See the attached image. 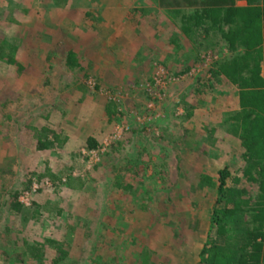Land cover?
I'll list each match as a JSON object with an SVG mask.
<instances>
[{
  "label": "rangeland",
  "instance_id": "rangeland-1",
  "mask_svg": "<svg viewBox=\"0 0 264 264\" xmlns=\"http://www.w3.org/2000/svg\"><path fill=\"white\" fill-rule=\"evenodd\" d=\"M216 3L0 0L24 65H0V264L194 262L225 167L264 264V158L246 163L240 135L264 131V0L210 27Z\"/></svg>",
  "mask_w": 264,
  "mask_h": 264
},
{
  "label": "trees",
  "instance_id": "trees-1",
  "mask_svg": "<svg viewBox=\"0 0 264 264\" xmlns=\"http://www.w3.org/2000/svg\"><path fill=\"white\" fill-rule=\"evenodd\" d=\"M137 11L145 14L144 9H138ZM203 11L204 17H207L210 22V24H208L210 27L211 25H219V18L228 23L231 22L235 24L236 8L232 5V0H230V4L225 5L216 3L215 5L206 7ZM133 13L136 14L137 12ZM84 15L89 17L90 12L84 11ZM128 15H130V13ZM132 16L135 18L134 15ZM250 22L252 21L248 20L244 24H250ZM126 26L127 25L124 24L121 26L122 31L128 30ZM202 30L203 33L207 35L210 29L206 26L203 27ZM233 30L234 29L229 32L232 33ZM17 47V42L13 37L8 34L0 33V65L16 66L15 71L21 73L24 69V65L17 61ZM74 56V52L69 50L66 59L70 64L74 62ZM232 81L234 83L239 82L236 79H232ZM6 88L2 91H5ZM105 110L108 119H113L114 108L107 103ZM249 114L250 113L243 115V117L250 122L249 118L251 114ZM240 116L241 114L236 113L233 118H239ZM256 116L259 118L258 115ZM259 127L260 126H255L249 129L240 125V129L243 128L240 133L241 141L244 142L246 140L245 149L242 153V158L246 163H251L255 159L264 158V131ZM29 128L36 139L37 148H46L50 146L51 141L47 142L46 136H42L41 131L53 134V130L49 129L47 126H43L42 128L29 126ZM249 134L252 136L255 135L256 139L253 140L248 137ZM217 176L218 183L215 187L213 203L209 207V219L206 224L207 234L205 240L201 247L196 249V260L193 262V257H191L189 260L183 261V264H259L262 257L261 243L255 242L254 239L256 237H262L263 232L260 230L255 231L250 228L248 221L244 219L246 209H244L242 204L246 202L240 197L241 193L237 190H233V187H231L228 182L229 178L234 179L231 172L225 167L217 172ZM204 178L208 185H213L214 181H210L211 178L209 176H205ZM12 206L17 210L21 207L17 201H15ZM213 232L214 235H212ZM27 248L33 258L37 259L41 257L42 254L35 246L27 245ZM64 253L63 250H60L58 258H60V254L61 257H63ZM144 263L154 264L152 262L147 263L145 260Z\"/></svg>",
  "mask_w": 264,
  "mask_h": 264
}]
</instances>
